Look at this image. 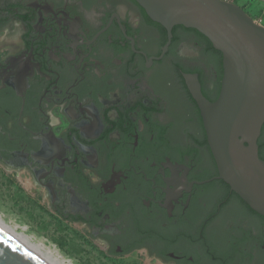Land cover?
Segmentation results:
<instances>
[{
	"label": "flooded vegetation",
	"instance_id": "flooded-vegetation-1",
	"mask_svg": "<svg viewBox=\"0 0 264 264\" xmlns=\"http://www.w3.org/2000/svg\"><path fill=\"white\" fill-rule=\"evenodd\" d=\"M168 41L135 0H0V169L115 264H264L185 79L215 102L223 55Z\"/></svg>",
	"mask_w": 264,
	"mask_h": 264
},
{
	"label": "water",
	"instance_id": "water-1",
	"mask_svg": "<svg viewBox=\"0 0 264 264\" xmlns=\"http://www.w3.org/2000/svg\"><path fill=\"white\" fill-rule=\"evenodd\" d=\"M168 32L195 29L223 55L221 91L215 102L202 92L197 75L186 84L203 121L207 142L223 180L256 214L264 217V26L224 0H135ZM159 58V59H160ZM0 264H43L0 232Z\"/></svg>",
	"mask_w": 264,
	"mask_h": 264
},
{
	"label": "rangeland",
	"instance_id": "rangeland-1",
	"mask_svg": "<svg viewBox=\"0 0 264 264\" xmlns=\"http://www.w3.org/2000/svg\"><path fill=\"white\" fill-rule=\"evenodd\" d=\"M38 207L39 204L20 181L0 169V217L8 226L60 263L115 264L106 260L95 248L86 245L83 237L73 233L78 229L62 225L57 219L44 217Z\"/></svg>",
	"mask_w": 264,
	"mask_h": 264
},
{
	"label": "bare ground",
	"instance_id": "bare-ground-1",
	"mask_svg": "<svg viewBox=\"0 0 264 264\" xmlns=\"http://www.w3.org/2000/svg\"><path fill=\"white\" fill-rule=\"evenodd\" d=\"M0 232L20 246L22 249L31 254L34 258L43 264H63L54 259L51 255L45 254L42 248L34 243L23 234L17 233L14 229L8 226L0 217ZM59 259V258H58Z\"/></svg>",
	"mask_w": 264,
	"mask_h": 264
},
{
	"label": "crops",
	"instance_id": "crops-1",
	"mask_svg": "<svg viewBox=\"0 0 264 264\" xmlns=\"http://www.w3.org/2000/svg\"><path fill=\"white\" fill-rule=\"evenodd\" d=\"M234 3L249 14L255 22L264 26V0H234Z\"/></svg>",
	"mask_w": 264,
	"mask_h": 264
},
{
	"label": "trees",
	"instance_id": "trees-1",
	"mask_svg": "<svg viewBox=\"0 0 264 264\" xmlns=\"http://www.w3.org/2000/svg\"><path fill=\"white\" fill-rule=\"evenodd\" d=\"M209 49L212 50V51H217L214 49L213 45L211 44V42H209ZM219 52V51H218ZM201 145L205 146L207 145V141L206 139L204 140V142H201ZM259 147H260V152L262 150H264V138L262 136L261 140L259 141ZM261 158L263 159V157L261 156ZM264 160V159H263Z\"/></svg>",
	"mask_w": 264,
	"mask_h": 264
},
{
	"label": "built area",
	"instance_id": "built-area-1",
	"mask_svg": "<svg viewBox=\"0 0 264 264\" xmlns=\"http://www.w3.org/2000/svg\"><path fill=\"white\" fill-rule=\"evenodd\" d=\"M224 1H227V2H230V3H234V0H224ZM257 23V22H256ZM258 24V23H257ZM260 25V24H259Z\"/></svg>",
	"mask_w": 264,
	"mask_h": 264
}]
</instances>
